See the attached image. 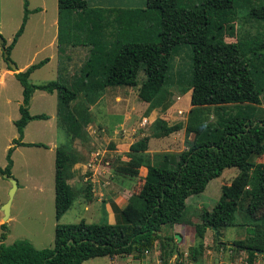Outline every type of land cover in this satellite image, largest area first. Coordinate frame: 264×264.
Here are the masks:
<instances>
[{
	"label": "trees",
	"instance_id": "trees-1",
	"mask_svg": "<svg viewBox=\"0 0 264 264\" xmlns=\"http://www.w3.org/2000/svg\"><path fill=\"white\" fill-rule=\"evenodd\" d=\"M238 0H202L195 6L183 7L179 0H146L144 8H111L91 6L88 0H58V43L66 54L70 47H89V55L74 81L75 88L51 80L34 84L31 74L50 61L46 57L15 73L23 86V99L19 106L20 117L15 120L19 137L7 151L6 166L0 165L1 174L12 175L13 152L17 146L48 147L44 142L24 141L25 128L31 120L49 119L46 113L32 114L30 104L35 90L57 92L61 105L60 114L78 137L80 124L70 109L79 92H84L95 103L108 87L137 86L139 73L145 70L147 78L139 88V97L149 102L151 109L163 105L169 97L167 89L168 68L171 55L180 44H190L193 50V67L187 83L192 88L193 105L245 102L258 104L261 95L252 69L264 65L255 63L240 42L222 38L225 21H215L213 11L222 12L234 6ZM39 11L40 7L34 9ZM253 12V11H252ZM264 17V6L258 12ZM28 0L21 26L12 42L6 46L11 53L25 31L29 20ZM108 31V32H107ZM108 34L114 40L108 39ZM154 35L158 37L155 40ZM1 36V33H0ZM5 42V41H4ZM158 43V52L165 62L147 60L153 45ZM5 45V44H4ZM264 46V43H263ZM9 69H11L8 66ZM196 130V127H192ZM136 151L144 150L145 146ZM264 155V118L236 114L220 127H210L180 154L174 169L167 165H149L148 174L138 193L134 194L124 208H117L119 219L104 221L58 223L55 228L53 247L37 248L30 241L19 239L6 244L7 223H2L0 234V264H82L98 256L115 257L133 255L143 259L157 240L170 244L175 234L165 233L164 227L182 223L187 198L203 192L208 183L220 177L226 168L237 167L240 172L230 184L222 186V196L211 209H204L201 221L196 223L199 242L192 251L197 259L204 249L208 228L216 236L222 229L234 225L236 212L244 199L246 215L254 217L263 209L261 217L248 224L253 242L237 239L233 248L246 250L245 264H256L259 253L264 252V162L253 156ZM71 153L64 146H57L55 159V208L59 219L75 200L73 185L68 181ZM139 165L133 158L124 167L126 173L138 174L129 164ZM92 183L88 181L86 201L92 200ZM244 224V223H243ZM172 245L168 253L174 249ZM163 263L167 260L162 253Z\"/></svg>",
	"mask_w": 264,
	"mask_h": 264
},
{
	"label": "rangeland",
	"instance_id": "rangeland-1",
	"mask_svg": "<svg viewBox=\"0 0 264 264\" xmlns=\"http://www.w3.org/2000/svg\"><path fill=\"white\" fill-rule=\"evenodd\" d=\"M25 1L0 0V165L3 167L7 164L8 148L13 145V140L19 137L15 120L20 117L19 106L23 99V86L15 74H12L14 73L12 69L10 73L4 71L9 68L2 44L9 45L21 26ZM179 1L183 7L195 6L202 2V0ZM89 3L91 6L120 9L145 7V0H90ZM42 4L43 12L34 10ZM261 6H264V0H238L234 6L226 7L222 12H212L215 21H225V26L221 30L222 38L240 42L246 49L248 57L255 63H261L264 59V17L255 13ZM28 7L29 20L24 33L12 50L11 59L21 67L28 62L31 65L53 55L48 63L31 74V83L45 84L51 80H58L75 88L74 81L89 55V47H70L66 54L60 51L59 43L55 41V35L59 30L58 0H28ZM154 38L158 40L155 35ZM108 39L114 40L109 34ZM157 47L158 43H155L147 60L163 64L164 55L158 52ZM169 63V80L166 85L169 97L163 105L154 109L150 108L149 102L139 97V88L147 78L144 69L139 73L137 86L108 87L95 103H91L84 92H79L78 98L73 100L70 106L80 124L76 138L73 137L74 130L68 127L67 121L60 114L61 105L57 92L35 90L30 104L31 113H46L50 118L34 119L25 130V139L57 143V146L69 149L71 159L68 174L72 178L75 200L67 214L57 219L53 198L54 169L50 166L51 162L49 165L48 159V153L53 152L38 146L15 147L12 155L14 160L12 175L17 181L26 183L28 189L18 192L15 190L10 219L3 221L7 223L6 244L25 239L37 248L53 247L58 223H77L82 219L88 222L104 221V216L108 215L109 210L106 203L111 205L117 222L119 219L117 208H124L131 197L141 189L149 165L162 164L171 169L176 168L180 154L201 132L203 134L210 127H220L224 121L236 114L264 118V65L252 69L261 95L260 103L193 105L192 88L187 83L193 67L191 45L187 43L178 45ZM192 127H196V130ZM133 145H137L138 148L144 145L145 148L136 151ZM41 151L45 152L42 154ZM133 158L137 159L139 165L129 164L130 170L137 169L139 172L132 175L126 173L124 167ZM253 160L264 162V155L253 156ZM77 163L86 165L78 166ZM96 164L103 171L109 185L105 187L103 196L96 194L95 197L92 186L90 193L94 199L88 202L91 206L86 210L83 201L88 195L87 184ZM76 165L80 168H76ZM239 172L240 169L237 167L226 168L220 177L208 183L203 192L193 193L187 198L184 221L164 227L165 233H180L181 241L175 237L169 245L164 243L162 248L164 240L159 239L143 259H136L133 255L98 256L85 260L82 264H164L162 253L167 264H233L231 261L245 264L240 258L241 255L245 257L247 251L233 248L232 243L237 239L253 242V235L248 232V224L253 223L263 213L262 209L256 216L248 217L245 211L248 199L242 201L236 212L234 225L222 229L219 236H216L217 232L215 234L214 230L208 228L204 249L196 260L191 254L199 242L195 226L201 221L203 210H211L216 205L222 196V186L230 184ZM40 179L46 188L50 189L49 196L40 197L34 194L33 185ZM10 188V180L0 173V203L7 196L9 198ZM116 198L119 199L118 202L115 201ZM3 204L0 206V218L4 217ZM2 231L0 226V234ZM177 242L180 257L176 261L177 255L168 251ZM258 259L264 264V252L259 253Z\"/></svg>",
	"mask_w": 264,
	"mask_h": 264
},
{
	"label": "crops",
	"instance_id": "crops-1",
	"mask_svg": "<svg viewBox=\"0 0 264 264\" xmlns=\"http://www.w3.org/2000/svg\"><path fill=\"white\" fill-rule=\"evenodd\" d=\"M90 1V0H89ZM145 6H146V0H145ZM38 7H40V10L38 12H43L44 11V5H39ZM134 7V6H133ZM59 8V7H58ZM57 21V20H55ZM55 41L58 42V32L56 33L55 35ZM53 58V55L50 56V59ZM30 63H26L25 65L19 67V71L21 70H25V68L29 65ZM11 69H6L4 70L5 72H11L10 71ZM14 73L12 74H15L16 72L13 71ZM50 116V115H49ZM48 120V119H47ZM34 120H31L28 125ZM28 125L26 126V128L28 127ZM25 128V130H26ZM26 135V133H25ZM25 135H24V141L26 142H40V141H30V140H26L25 139ZM45 143V142H44ZM46 144H48V147H41V146H38L39 148H44V150H47L48 152H53L52 154L51 153H48V159H49V165H50V162H51V167L52 169H54L53 173H54V183H55V172H56V166H55V159H56V148H57V143H51V142H47ZM17 147H23V146H17ZM16 147V148H17ZM45 151H41V153L43 154ZM78 166L82 165V166H85L86 164L84 163H77ZM76 165V168H80ZM68 181L69 183H72V178L68 177ZM87 179V177L85 178V180ZM89 179V178H88ZM90 181L92 183V186H93V191H94V197L96 194H99V195H104V190H105V187H107L109 184H108V180L105 179V176L103 175V171H101L99 169V166L96 164L93 166V174L92 176L90 177ZM110 182V181H109ZM112 182V181H111ZM22 189H28V185L26 183H22L21 180L18 181V187L16 189V192L18 191H22ZM33 191L35 192L34 194L37 195V196H40V197H44L45 195H50V189L46 188V185L45 183L42 181V179L39 180V182L36 181V184L33 185ZM55 197H56V191H55V184L53 185V198L55 200ZM94 197H92V200L94 199ZM8 199V196L7 198L2 202L0 203V206L5 203ZM116 202L119 201L118 198L115 199ZM83 203L86 205V210L89 209V207L91 206L90 204H88V202L85 200L83 201ZM106 207L108 209L109 207V210L107 211L108 212V215H107V218H108V221L110 223H116V218H115V214L113 213V210L111 208V205L108 203H106ZM70 210V209H69ZM68 210V211H69ZM67 211V212H68ZM67 212L65 214H67ZM63 214V216L65 215ZM102 218V217H101ZM3 218L1 217L0 218V226L2 223H5L3 222ZM233 245V244H232ZM244 253V252H243ZM241 260H244V263L245 262V257L241 255ZM231 263L233 264H236V262L234 261H231ZM256 264H261L260 260L258 259Z\"/></svg>",
	"mask_w": 264,
	"mask_h": 264
},
{
	"label": "water",
	"instance_id": "water-1",
	"mask_svg": "<svg viewBox=\"0 0 264 264\" xmlns=\"http://www.w3.org/2000/svg\"><path fill=\"white\" fill-rule=\"evenodd\" d=\"M3 48H4V56L5 59L7 61L8 66L15 71L16 73L19 72V67L18 65L11 59V57H9V54L6 50V46L4 44H2ZM5 177H7L10 182H11V188H10V193H9V198L8 200L3 204V211H4V221H8L10 219V213H11V203H12V199L15 193V190L18 187V181L17 179L13 176V175H9V174H4ZM175 237L177 238L178 241L182 240V236L180 233H175ZM173 254H176V261L179 259L180 257V252L178 250V242L176 243V245L174 246L173 249Z\"/></svg>",
	"mask_w": 264,
	"mask_h": 264
}]
</instances>
